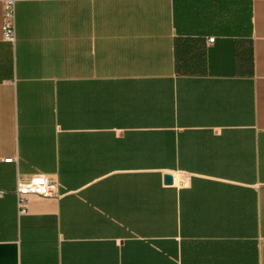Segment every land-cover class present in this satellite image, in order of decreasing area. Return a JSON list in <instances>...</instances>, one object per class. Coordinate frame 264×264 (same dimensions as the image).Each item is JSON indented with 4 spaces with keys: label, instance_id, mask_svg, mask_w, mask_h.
I'll list each match as a JSON object with an SVG mask.
<instances>
[{
    "label": "crops",
    "instance_id": "obj_1",
    "mask_svg": "<svg viewBox=\"0 0 264 264\" xmlns=\"http://www.w3.org/2000/svg\"><path fill=\"white\" fill-rule=\"evenodd\" d=\"M4 2L0 264H264V0Z\"/></svg>",
    "mask_w": 264,
    "mask_h": 264
},
{
    "label": "built area",
    "instance_id": "obj_2",
    "mask_svg": "<svg viewBox=\"0 0 264 264\" xmlns=\"http://www.w3.org/2000/svg\"><path fill=\"white\" fill-rule=\"evenodd\" d=\"M15 2L16 0H5L3 10V37L11 42H14L17 37ZM210 40H214V37H211ZM13 160L14 158H7L5 162H12ZM58 187L59 184L54 182L49 175L41 172L31 175L27 179L19 180L17 182L16 194L21 212L26 211L29 196L52 197L56 194ZM3 194L0 191V196Z\"/></svg>",
    "mask_w": 264,
    "mask_h": 264
},
{
    "label": "water",
    "instance_id": "obj_3",
    "mask_svg": "<svg viewBox=\"0 0 264 264\" xmlns=\"http://www.w3.org/2000/svg\"><path fill=\"white\" fill-rule=\"evenodd\" d=\"M164 180H166L167 183H172L173 182L172 176L170 174H166Z\"/></svg>",
    "mask_w": 264,
    "mask_h": 264
}]
</instances>
